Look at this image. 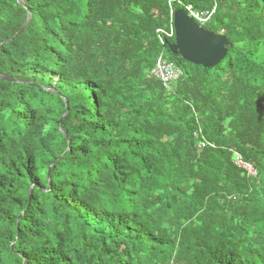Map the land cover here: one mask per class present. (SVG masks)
<instances>
[{"label":"trees","instance_id":"1","mask_svg":"<svg viewBox=\"0 0 264 264\" xmlns=\"http://www.w3.org/2000/svg\"><path fill=\"white\" fill-rule=\"evenodd\" d=\"M0 76V264H264V0H0Z\"/></svg>","mask_w":264,"mask_h":264},{"label":"water","instance_id":"2","mask_svg":"<svg viewBox=\"0 0 264 264\" xmlns=\"http://www.w3.org/2000/svg\"><path fill=\"white\" fill-rule=\"evenodd\" d=\"M30 22L27 19L24 28ZM175 44L170 46L174 54L193 65L205 68L218 66L227 55L229 41L223 34L204 30L184 10H178L174 16ZM7 79L5 76H0Z\"/></svg>","mask_w":264,"mask_h":264},{"label":"clouds","instance_id":"3","mask_svg":"<svg viewBox=\"0 0 264 264\" xmlns=\"http://www.w3.org/2000/svg\"><path fill=\"white\" fill-rule=\"evenodd\" d=\"M178 10H184V11H186L188 13V15L194 20V22L196 24H198L201 28H203V26L201 25V23L204 21V18L202 17L201 14L197 13L196 11H194L193 7L190 6V7L184 8V9H172L171 10L172 12L170 13V17L172 18V31L170 32L166 28L165 29H158L156 31V33H157V37H158V40L159 41H163L164 40V42H167V39L168 38H171V37H173L175 39L174 16H175L176 11H178ZM170 46H172V45L170 44ZM175 67H177V66H175ZM194 135H196V137H197L198 135H203V133L199 131V132L195 133ZM203 144H205V147L202 146ZM209 146H211V145L208 143V141L206 140V138L204 136L201 137V139H200V141L198 143V146H197L199 152H203ZM235 164L239 168L247 170L250 175H254L255 173H257L256 170L254 169V167L252 165H250V164L244 163L243 160H242V158H241V156H239V155L236 156Z\"/></svg>","mask_w":264,"mask_h":264},{"label":"built area","instance_id":"4","mask_svg":"<svg viewBox=\"0 0 264 264\" xmlns=\"http://www.w3.org/2000/svg\"><path fill=\"white\" fill-rule=\"evenodd\" d=\"M173 67L175 66L167 64L164 61H159V63H157L156 67L154 68L153 73L157 76L162 77V79L164 80L175 78L176 74L173 70ZM202 146L205 147V144H203Z\"/></svg>","mask_w":264,"mask_h":264}]
</instances>
